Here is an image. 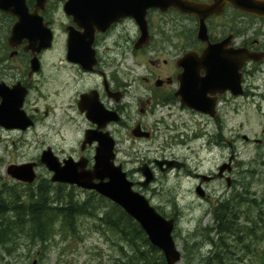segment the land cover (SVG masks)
Returning a JSON list of instances; mask_svg holds the SVG:
<instances>
[{
    "label": "flooded vegetation",
    "instance_id": "flooded-vegetation-1",
    "mask_svg": "<svg viewBox=\"0 0 264 264\" xmlns=\"http://www.w3.org/2000/svg\"><path fill=\"white\" fill-rule=\"evenodd\" d=\"M22 1L20 13L12 4L7 11L0 9V138L17 136L24 140L54 112L45 101L51 76L47 69L54 68L55 80L63 73L69 79L66 87L70 92L65 97L59 91V82L54 88L61 119L68 124L83 123L84 127L76 152L45 146L40 155L50 150L61 162L67 158L86 160L85 168L91 169L98 142H85V133L90 131L113 140V163L140 193L153 189L158 173L184 171L185 177L194 180L195 192L198 186L204 190L207 183L223 178L224 173H211L205 181L201 175L206 174L190 169L187 162L177 158L142 159L131 169L127 166L131 161L120 156V146L128 141V148L135 150L137 141L152 140L156 129H167L160 126L165 118L158 117L163 108L169 113L180 109L223 127V107L242 97L247 100L256 91L250 89L249 78L264 70V57L260 61L245 60L237 70L240 94L229 88L234 82L232 71L224 79L211 82H220L210 86L206 94V99L215 103L214 117L183 105L177 92L184 83L191 89L207 88L202 67L206 59L236 62L244 54L264 56V18L240 9L237 0H168L165 9L145 8L144 0ZM25 20L40 29L32 39L18 28ZM48 36L51 45L44 48L41 41ZM127 56L136 59L135 70L124 64ZM33 57L36 65H32ZM186 68L192 77L183 81L181 75ZM166 159L179 161L181 168L162 170L158 161ZM33 163L35 172L38 163ZM222 165L230 170L227 162ZM143 166L153 177L148 185L143 184ZM202 198H209L205 190ZM166 217L178 220L176 212ZM241 260L244 263V256Z\"/></svg>",
    "mask_w": 264,
    "mask_h": 264
},
{
    "label": "rangeland",
    "instance_id": "rangeland-1",
    "mask_svg": "<svg viewBox=\"0 0 264 264\" xmlns=\"http://www.w3.org/2000/svg\"><path fill=\"white\" fill-rule=\"evenodd\" d=\"M52 59L54 62L55 57ZM124 64L132 70L137 65L136 59L131 56L126 57ZM54 70L47 69L51 76H48L49 91L45 99L49 111L54 112L33 128L24 140L17 139V136L0 138V191L10 187L25 195L29 187L35 189L45 180L53 187H49L52 193L59 190V194L65 196L72 189L68 185L57 188L58 184L50 181L51 174L39 162L42 147L45 146L76 152L84 127L83 123L68 124L61 119L60 101L54 88L59 82V91L65 97L70 92L66 87L69 79L63 73L55 80L52 77H56ZM249 82L250 89L256 91L247 100L242 97L235 104L227 103L223 107L221 128L207 118L196 117L180 109L169 113L167 108H163L158 117L165 118L160 126L167 129H156V136L152 140L137 141L135 150L128 148V141L120 146V156L123 160L131 161L127 164L131 169L137 166V161L161 157L185 161L190 169H197L206 175L216 174L217 168L224 162L230 167V170L224 171L222 179L211 181L203 187L209 195L208 199L195 192L194 180L185 177L184 171L158 173L151 186L153 189L142 193L162 215L168 216L171 212L178 214L173 237L181 259L176 264H206L205 259L212 255L214 249L209 238L213 237V233L209 230L214 225L211 208L217 199L224 200L231 195L241 194L244 199L248 195L257 200V205L251 202V207L246 203L241 205L236 222L242 227L248 224L245 222L248 216L253 227L256 211L259 207L264 210V70L256 71ZM62 86L66 88L62 90ZM28 162L38 163L35 169L37 178L32 184L16 181L7 174L8 165ZM228 180L230 185H227ZM232 181L234 184H231ZM72 190L79 200L90 192L75 186ZM260 224L263 227L261 237H252L251 248L254 245L264 247V223ZM55 232L42 256L39 253L40 244L21 238L13 245L9 255L0 249V264H32L34 260L36 264H114L115 260L124 258L125 253H131L130 246L101 226L95 217L79 218L75 234L60 227H55ZM237 255L242 256L231 254L232 261H225L228 264H255L252 254L250 257L244 256V263Z\"/></svg>",
    "mask_w": 264,
    "mask_h": 264
},
{
    "label": "trees",
    "instance_id": "trees-1",
    "mask_svg": "<svg viewBox=\"0 0 264 264\" xmlns=\"http://www.w3.org/2000/svg\"><path fill=\"white\" fill-rule=\"evenodd\" d=\"M65 186L58 184L57 188ZM49 187L53 188L45 180L35 189L29 187L25 195L10 187L0 191V249L8 255L13 245L25 238L30 243L40 244L39 253L42 256L48 242L56 235L55 227L75 234L78 219L90 216L98 218L101 226L130 246L131 253H125V257L115 260L114 264H166L160 250L149 243L140 226L116 204L95 192H89L88 196L79 200L73 193V186L65 196H61L59 190L52 193ZM247 197L244 199L241 194H234L211 208L214 225L209 230L213 233L209 242L214 251L205 259L206 264H228L225 259L232 261L231 254H242L239 259L252 254L255 264H264V247L254 245L251 248L252 237H261L263 227L260 223H264V210L259 207L256 211L253 227L249 216L245 227L236 222L243 203L250 207L251 202L257 205L255 198Z\"/></svg>",
    "mask_w": 264,
    "mask_h": 264
},
{
    "label": "water",
    "instance_id": "water-1",
    "mask_svg": "<svg viewBox=\"0 0 264 264\" xmlns=\"http://www.w3.org/2000/svg\"><path fill=\"white\" fill-rule=\"evenodd\" d=\"M22 1V0H21ZM42 1L45 0H38ZM16 5L15 12H21L19 0H0V9L6 10L9 5ZM168 0H144V7H159L165 9ZM240 9L245 10L253 15L264 18V0H237L236 4ZM31 39L34 34L39 33L40 29L30 20H25V24L18 26ZM16 29V27H15ZM201 32V29H200ZM51 37L43 38L42 47H50ZM32 44V43H31ZM263 53H250L241 55L240 59L225 60L219 58H209L202 61L203 68L206 71V84L200 90L191 89L186 83L179 89L177 95L180 96L181 103L189 108L205 113L210 117L215 116V103L206 99L209 87L219 85V81L227 76L228 72L234 73V82L229 88L234 94L242 93L240 78L236 77L237 70L242 67L245 60L260 61L263 59ZM73 61H76L73 59ZM37 59L33 57L32 65H36ZM192 69V68H191ZM183 81H187L192 77L189 68L182 73ZM97 141L96 152L94 155V164L91 169H86V160L75 162L72 158L64 159L62 162L51 153L50 150L43 151L40 156V162L52 172L51 181L56 183H66L75 185L81 189L95 191L97 194L109 199L118 205L126 214H128L143 230L148 241L154 247L161 251L166 264H176L181 259V253L177 248L173 237L175 222L173 218H166L161 215L149 202V200L141 193L133 190L132 182L126 177V173L122 171L120 166L113 163V140L107 135H94L90 131L85 133V142L91 143ZM163 164L166 168H162ZM34 163L10 164L7 167V174L16 180L32 183L35 180ZM158 165L162 170L170 168H181V163L175 159L158 161ZM183 165V164H182ZM225 165L218 169V176L223 175ZM140 171L145 176L144 185H148L152 181L150 170L143 166ZM202 179L208 181L210 177L201 175ZM227 185H229V180ZM196 193L199 196L204 195V190L198 186ZM36 264V260L32 262Z\"/></svg>",
    "mask_w": 264,
    "mask_h": 264
},
{
    "label": "bare ground",
    "instance_id": "bare-ground-1",
    "mask_svg": "<svg viewBox=\"0 0 264 264\" xmlns=\"http://www.w3.org/2000/svg\"><path fill=\"white\" fill-rule=\"evenodd\" d=\"M233 184H234V182H233ZM235 184H236V183H235ZM241 188H242V187H241ZM7 190H8V189H7ZM241 190H242V189H241ZM7 193H8V192H7ZM10 193H11V192H10ZM171 215H172V214H171ZM171 215H170V216H171ZM174 217H175V216H174ZM248 221H249V220H248ZM175 222H177V221L175 220ZM245 222H246V221H245ZM210 225H211V224H210ZM202 228H203V227H202ZM199 231H201V230H199ZM197 233H198V232H197ZM197 233H196V234H197ZM202 233H203V232H202ZM11 235H12V234H11ZM198 235L201 236L200 233H199ZM9 236H10V235H9ZM196 236H197V235H196ZM199 236H197V238H198ZM211 236H212V235H211ZM13 237H14V236H13ZM190 237H191V236H190ZM10 238H11V237H10ZM193 239H194V238H193ZM198 239H199V238H198ZM13 241H14V240H13ZM205 241H206V239H205ZM193 242H194V241H193ZM36 244H37V243H36ZM240 246H241V245H240ZM12 247H13V246H12ZM1 248H3V247H1ZM246 253H247V252H246ZM252 259H253V258H252Z\"/></svg>",
    "mask_w": 264,
    "mask_h": 264
}]
</instances>
